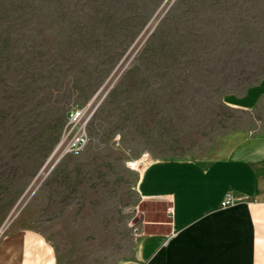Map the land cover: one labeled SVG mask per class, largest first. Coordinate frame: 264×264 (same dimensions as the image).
Segmentation results:
<instances>
[{
  "label": "rangeland",
  "instance_id": "1",
  "mask_svg": "<svg viewBox=\"0 0 264 264\" xmlns=\"http://www.w3.org/2000/svg\"><path fill=\"white\" fill-rule=\"evenodd\" d=\"M236 136L264 138V0H0V238L29 229L55 264H117L169 225L137 191L143 166L204 164Z\"/></svg>",
  "mask_w": 264,
  "mask_h": 264
},
{
  "label": "crops",
  "instance_id": "2",
  "mask_svg": "<svg viewBox=\"0 0 264 264\" xmlns=\"http://www.w3.org/2000/svg\"><path fill=\"white\" fill-rule=\"evenodd\" d=\"M142 198L166 203V229L140 231L117 264H264V157L147 163ZM230 195L234 202L220 204ZM0 264H55L32 230L0 238Z\"/></svg>",
  "mask_w": 264,
  "mask_h": 264
},
{
  "label": "bare ground",
  "instance_id": "3",
  "mask_svg": "<svg viewBox=\"0 0 264 264\" xmlns=\"http://www.w3.org/2000/svg\"><path fill=\"white\" fill-rule=\"evenodd\" d=\"M240 136V135H239ZM243 136V135H242ZM237 142L233 144L230 151L223 156L215 157L211 160H222V159H241V158H259L264 157V138L261 137H237ZM185 161H196L191 158H159L150 160L148 163H166V162H185ZM39 234V233H38ZM42 240L45 242L53 256L55 257L52 246L41 234H39Z\"/></svg>",
  "mask_w": 264,
  "mask_h": 264
},
{
  "label": "built area",
  "instance_id": "4",
  "mask_svg": "<svg viewBox=\"0 0 264 264\" xmlns=\"http://www.w3.org/2000/svg\"><path fill=\"white\" fill-rule=\"evenodd\" d=\"M83 112L81 109H77L74 111H70L67 114L66 118V125L64 127L63 132L65 131V128L69 130V133L72 134L71 138L68 140L66 149L64 152H69L74 155L80 154L87 144L88 138L87 135L81 128L83 125L79 126L78 122L80 118H82ZM82 123V122H81ZM85 124V123H84ZM234 202V198L230 195H226L221 200L220 204L222 206L231 204Z\"/></svg>",
  "mask_w": 264,
  "mask_h": 264
}]
</instances>
